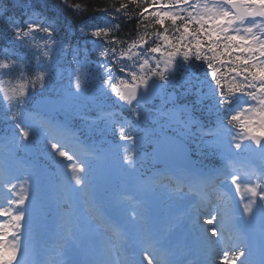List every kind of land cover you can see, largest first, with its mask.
<instances>
[{
  "label": "snow or ice",
  "instance_id": "1",
  "mask_svg": "<svg viewBox=\"0 0 264 264\" xmlns=\"http://www.w3.org/2000/svg\"><path fill=\"white\" fill-rule=\"evenodd\" d=\"M133 2L143 8V5L147 4L149 0H143V2L133 0ZM151 5L154 6L151 10L144 8L139 15L154 21L155 25L159 26H164L166 21H170L173 26H176L179 22V26L176 27L178 35L170 37L167 27L159 32L158 35L163 41V45L167 46L164 48L167 59L163 70H160V61L156 60L155 56H153L155 67H152L148 59H144L139 66L141 74L137 75L136 71H132L130 73V84L125 82L123 90L114 87L116 95L131 104L138 96L139 87L141 85L148 86L150 76L166 78L169 68L175 65V58L182 55L185 60L193 56L198 60H207V66L211 70L212 77L216 78L217 85L221 86V95L227 98L222 84L226 73L222 72L220 67V65L225 64L224 58L227 57V63L231 65L228 71L234 74L233 80L236 77L243 78V82L231 85L228 92L246 93L251 99V102L247 104V108L240 110L231 119L232 121H238L242 119L244 113H249L250 115L242 120L243 127L248 133L252 134L256 144L264 149V144L259 138L264 137V0H218V3L211 7L207 5L206 0L203 5L201 0H196L195 3H192V0H167V2L165 0H151ZM156 5H160V7H155ZM121 9L126 11V6L121 4ZM245 22L249 26L242 31L239 25H243ZM30 27L32 29L40 28V25L33 23ZM108 31L109 29H97L95 35L102 36ZM21 32H23L21 28H16V34ZM140 43H145L143 36L140 37ZM163 45L158 44L155 47H150L149 51L159 53ZM137 46L136 43L132 45L133 48ZM111 50L116 52L115 48ZM106 54L107 50L100 53L101 56ZM74 87L76 92L82 90V83L79 78H77ZM253 101L255 103H252ZM17 115H14L13 119H16ZM42 123L49 131L71 135L67 132V129L54 126L50 122ZM17 127L20 129L22 138L27 139L30 134L29 131L21 124H17ZM29 127H33V125L29 124ZM257 129H259V136L256 135ZM120 132L122 139L133 140V137L123 134V128L120 129ZM149 144L154 145L152 157L155 162L163 164L159 143ZM50 147L60 157L66 159L68 162L66 167L71 169V180L76 186L85 191H91L95 187L101 197L105 195L107 183L102 186L94 185V180L89 175L88 160L81 161L75 154L70 155L65 150V146L59 142L51 143ZM235 147L239 148L240 144H236ZM85 154L91 158L96 157L95 153L91 151L85 150ZM123 164L135 167L133 156L125 155ZM121 167L115 170L116 179L120 178ZM231 179L239 189L240 185L237 183V177L233 175ZM25 183L29 184V190L24 191L23 194L17 192V198L10 202L16 206L15 215L12 218L13 223L10 225V227L17 229L18 234L14 236L16 242L8 246L5 244L4 239L0 237V264H22V260L28 256L29 245L24 244V240H31L32 238L34 213L41 207V189H38L33 197L30 190L31 183L28 178L25 179ZM158 184L159 181L153 180L140 182L139 191L146 203L148 202L147 194L153 192ZM257 188L258 186H248L247 191L251 193V197L247 203L243 204L242 210L231 203L225 206L223 218L219 221L220 227L235 231L237 233V243L232 248L225 245L228 250L223 253V264H264V187H260L259 191ZM12 189H16L15 184L12 185ZM26 201L33 205L31 212ZM111 207L113 211H119L118 203H112ZM3 215H8V213L0 209V216ZM241 215L253 225L249 232L241 231L236 227V220ZM132 217L135 219V212L132 213ZM94 218L99 220L102 226L107 227L111 224V221L103 213H94ZM216 219L217 217L213 216L212 220ZM257 220L261 237L259 244L254 241ZM208 223H212V221L210 220ZM4 229L5 224L0 222V232H3ZM212 237L217 240L224 239L216 227L211 229V237L205 234L206 240H210ZM18 254L20 258H18ZM143 255L147 264H153V257L147 251H144Z\"/></svg>",
  "mask_w": 264,
  "mask_h": 264
},
{
  "label": "trees",
  "instance_id": "2",
  "mask_svg": "<svg viewBox=\"0 0 264 264\" xmlns=\"http://www.w3.org/2000/svg\"><path fill=\"white\" fill-rule=\"evenodd\" d=\"M121 4L126 6V11L121 9ZM26 8L33 9L32 17L27 19V22L22 14ZM144 8L150 10L153 8L151 0L144 4L143 8L133 0H0V56L22 59L29 72L35 67L48 70L45 88L30 92L23 106H31L37 96L51 92L53 89L50 85L47 86L51 78H55L56 84L68 82V71L72 67L77 69L76 79L79 78L82 82L85 80L86 86L88 78L96 73L107 83L111 78L109 65L124 71L126 64L134 63L136 58L129 53L131 49H135L138 55L144 58L132 47L134 43L141 44V36L145 40L143 48L149 51L150 47L163 45L158 33L165 27L168 28L170 37L178 35L176 27L179 26V22L176 26L171 25L170 21H166L164 26L155 25L154 21L139 15ZM33 23L47 27L50 31L48 33L33 31L34 41L16 34V28L27 31ZM97 29L109 31L105 35L96 36ZM44 40H48L49 48H53V56L37 60L36 57L40 55L37 48L43 45ZM165 47L167 46L163 45L158 55L166 57ZM112 48H115L116 52H113ZM105 50L107 54L101 56L100 53ZM125 53L128 55L123 58ZM176 59L178 69L174 74L166 73V78L155 77L161 82H166V90L175 89L177 99L185 105L188 100L194 101L191 105L200 109L199 99L213 103V95L207 99L204 95L198 96L200 93L191 88L196 83L194 78L197 77L195 72L198 71V64L204 65L201 72L205 76L214 79L204 60H198L194 56L185 60L182 55ZM99 67H102V70ZM114 87L115 85L112 88ZM0 107L9 109L3 103H0ZM131 111L130 113L137 118L138 110L133 106ZM192 149L200 165H216L218 163L216 161H219L217 153L212 148L206 149L195 145Z\"/></svg>",
  "mask_w": 264,
  "mask_h": 264
},
{
  "label": "rangeland",
  "instance_id": "3",
  "mask_svg": "<svg viewBox=\"0 0 264 264\" xmlns=\"http://www.w3.org/2000/svg\"><path fill=\"white\" fill-rule=\"evenodd\" d=\"M204 3H205V0H201V4L203 5ZM206 3L209 7L216 4L213 0H206ZM245 24H246V27L249 26L247 24V22L244 23V26H245ZM71 92H73V93H67L66 97L68 100L65 102V104L58 107L56 109V111H58L60 113L64 112L71 105H73L75 103L80 104V102L86 103L87 107L94 106V103H93V102H95L94 97H91V95H87L82 91L76 92V91H74V89L71 90ZM100 95L110 96L106 89H102ZM81 96L88 97V98L80 99ZM77 97H79V98L76 99ZM253 103H254V101H253ZM248 115H250V114L244 113L242 115V120ZM178 119H180V118L177 117L176 114H175V117L173 119L170 118V119H167L164 121H161V120L157 121L154 119L152 121L153 125L151 126V128L146 130V131L142 130V132L140 133V135L138 137H139V139L145 140V141L146 140H152V139L154 140L155 138H157L158 136H161L163 133L166 132V133H170V134L176 135L178 137H181L183 139L193 140L194 134H193L192 126L188 122H182V121L178 122L177 121ZM253 119H255V117H253ZM254 127H255V125H254ZM238 131H239L238 132L239 134L236 133V135H234L232 132H227V133L221 134V136H219L217 138L207 140V142L208 143H211V142L216 143V145H214V146L218 147L222 151L221 153L223 155L233 156L236 159H243L242 156L245 154H247L250 157V154L248 153V151L251 148L248 144L249 133L247 132V130L245 128L244 129L241 128ZM257 131H259V129H257ZM122 143H120V146L118 148L112 149V151L113 150H119ZM126 143L127 144L129 143L128 145L130 148L133 147V146H130V144L132 143L131 140L126 142ZM236 144H240V147L236 148L235 147ZM118 152L119 151H117L116 154ZM10 155H12L11 150L9 152H7V154H5V157H3V159L8 160ZM107 161H109V162H107ZM99 164H100V168H99V171H97L95 173L96 180H94V182H93L94 185L97 184V185L102 186L108 182L109 184L110 183L112 184V185L110 184L111 190H113L117 186H119L120 188L138 187V185L136 183V173H135L136 169H135V167H129L126 164H123V158L120 157V155L114 156L112 154V156L109 158V160L100 161ZM118 167H121L120 178L116 179L114 173ZM63 172H64V179L61 181L63 192L55 195L57 197L56 198L57 202L60 203L61 199L65 198L64 199L65 203H67L70 206V208L73 207L75 212L72 216L71 223L69 224L68 228L71 231V233L73 234L74 242L78 241L81 244L87 243L85 241V239L89 236L91 231L95 230V227L89 219H87L84 215L79 214L81 212V210L77 208L79 205L76 203L78 202V199H79V193H80L79 188L80 187L76 186L74 184V182L71 180V169L70 168L67 169L66 167H64ZM28 180L30 181L31 188H32L33 187L32 184H33V182H35V179H33L32 175H31V177H29ZM52 181H54V180H52ZM250 185L256 186L257 184H255L253 182H248L247 185L246 184H243V185L240 184V187H239L240 192H241V190L244 189L245 194L243 195V197H244L245 203H247L248 199L251 197V195L248 194L249 191H247V188ZM26 190H29V184L28 183L26 184ZM31 192L33 193L32 190H31ZM21 193L23 194V192H21ZM180 197H182V196H180ZM172 199L170 201H172ZM188 199L189 198L184 199V201H187ZM116 202L117 201H112L111 204L116 203ZM177 203H179V202H177ZM111 204H110V207H111ZM54 205H56L55 202H54ZM77 209H78L79 213H76ZM117 213H123V211L120 207H119V211ZM201 223L206 224V225L208 224L209 225L208 228L210 231L213 228V222L208 223V221L207 222L202 221ZM136 228L137 227H134L133 230ZM259 238L261 239L260 235H259ZM255 241H257V239H255ZM11 245H12V243H10V246ZM221 245L225 246V244H223V243H221ZM28 262H29V259L28 260H22V264H27ZM30 264H34L33 260L31 258H30Z\"/></svg>",
  "mask_w": 264,
  "mask_h": 264
},
{
  "label": "clouds",
  "instance_id": "4",
  "mask_svg": "<svg viewBox=\"0 0 264 264\" xmlns=\"http://www.w3.org/2000/svg\"><path fill=\"white\" fill-rule=\"evenodd\" d=\"M39 30L43 33L50 31L47 27H40ZM17 35L26 37L29 41L35 40L33 39V29L30 26L27 31ZM37 49L40 50V55L36 57L37 60L52 58L53 48H49L48 40H44L43 45ZM47 75L48 70L42 67H35L33 71L29 72L22 59L0 56V103L11 108L23 105L30 92L45 88Z\"/></svg>",
  "mask_w": 264,
  "mask_h": 264
},
{
  "label": "water",
  "instance_id": "5",
  "mask_svg": "<svg viewBox=\"0 0 264 264\" xmlns=\"http://www.w3.org/2000/svg\"><path fill=\"white\" fill-rule=\"evenodd\" d=\"M143 94H144V92H142V93L138 92V96H142ZM61 100L62 99H60V98L43 97V98H40V99H38L36 101V106H38V107L40 106L41 109L43 107V108L49 110L50 108L55 107V105L58 102H60ZM44 105H48L49 107H44ZM177 144L179 146L182 145V147H183V149H182V155H181L180 158H177V155H173L172 157H174V158H170V159H172L174 162H177L178 161L177 159H179L180 161H182L185 164L186 163H190V164L193 163V159L190 157V154H189V152L187 150V147L184 146L183 143H181V142H177ZM175 153H176V151H175ZM160 155H161V157H164L165 159H168L169 157H171L170 154H169V152H164V151H161V150H160Z\"/></svg>",
  "mask_w": 264,
  "mask_h": 264
},
{
  "label": "bare ground",
  "instance_id": "6",
  "mask_svg": "<svg viewBox=\"0 0 264 264\" xmlns=\"http://www.w3.org/2000/svg\"><path fill=\"white\" fill-rule=\"evenodd\" d=\"M205 228H207L206 225H202L200 229H205ZM205 241L208 242V240H206V239H205ZM210 260H211V259H210ZM211 261H213V260H211Z\"/></svg>",
  "mask_w": 264,
  "mask_h": 264
}]
</instances>
